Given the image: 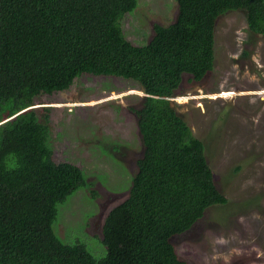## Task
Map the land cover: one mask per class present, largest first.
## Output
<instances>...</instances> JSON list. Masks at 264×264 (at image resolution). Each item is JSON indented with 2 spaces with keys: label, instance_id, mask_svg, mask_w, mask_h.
Instances as JSON below:
<instances>
[{
  "label": "trees",
  "instance_id": "obj_1",
  "mask_svg": "<svg viewBox=\"0 0 264 264\" xmlns=\"http://www.w3.org/2000/svg\"><path fill=\"white\" fill-rule=\"evenodd\" d=\"M175 1L174 20L135 44L120 19L137 0H0V264H186L171 238L226 197L170 97L183 73L199 80L212 69L225 11L243 10L248 30L264 35V0ZM82 73L131 79L146 94L133 109L142 152L127 196L104 216L100 258L52 229L57 203L88 183L53 160L47 114L34 106Z\"/></svg>",
  "mask_w": 264,
  "mask_h": 264
},
{
  "label": "rangeland",
  "instance_id": "obj_2",
  "mask_svg": "<svg viewBox=\"0 0 264 264\" xmlns=\"http://www.w3.org/2000/svg\"><path fill=\"white\" fill-rule=\"evenodd\" d=\"M176 13L175 0H137L120 24L127 40L143 44ZM182 75L171 104L202 140L226 202L174 235L175 251L187 264H264V35L248 30L243 10H227L215 21L212 69L199 80ZM142 95L134 80L82 73L34 100L40 120L47 114L53 160L77 165L88 183L57 203L52 229L96 258L105 254L104 216L127 196L142 152L133 112Z\"/></svg>",
  "mask_w": 264,
  "mask_h": 264
},
{
  "label": "flooded vegetation",
  "instance_id": "obj_3",
  "mask_svg": "<svg viewBox=\"0 0 264 264\" xmlns=\"http://www.w3.org/2000/svg\"><path fill=\"white\" fill-rule=\"evenodd\" d=\"M182 78H183V75H182V77H181V80H180V82H179V85L181 84ZM179 85H178V87H179ZM194 225H195V224H194ZM194 225H193L191 228H189L188 230H186L185 233L188 232V231H190L191 229H193V228H194Z\"/></svg>",
  "mask_w": 264,
  "mask_h": 264
},
{
  "label": "clouds",
  "instance_id": "obj_4",
  "mask_svg": "<svg viewBox=\"0 0 264 264\" xmlns=\"http://www.w3.org/2000/svg\"><path fill=\"white\" fill-rule=\"evenodd\" d=\"M144 94V93H143ZM101 238H102V235H101ZM186 264H187V262H186Z\"/></svg>",
  "mask_w": 264,
  "mask_h": 264
},
{
  "label": "water",
  "instance_id": "obj_5",
  "mask_svg": "<svg viewBox=\"0 0 264 264\" xmlns=\"http://www.w3.org/2000/svg\"><path fill=\"white\" fill-rule=\"evenodd\" d=\"M206 74H207V73H206ZM206 74H205V75H206ZM144 95H146V94H144Z\"/></svg>",
  "mask_w": 264,
  "mask_h": 264
}]
</instances>
